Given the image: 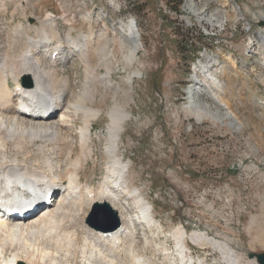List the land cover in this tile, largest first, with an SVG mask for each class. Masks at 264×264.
Listing matches in <instances>:
<instances>
[{
  "label": "rangeland",
  "instance_id": "374dc122",
  "mask_svg": "<svg viewBox=\"0 0 264 264\" xmlns=\"http://www.w3.org/2000/svg\"><path fill=\"white\" fill-rule=\"evenodd\" d=\"M21 1L0 3V43L8 37L11 40L10 36H16L20 27L26 37L38 38L39 29L44 27L46 6L56 16L52 33L63 41L71 28L72 36L79 40L89 27L88 20L83 19L89 12L99 17L96 28L103 29L109 37L116 36L115 29L136 21L139 55L131 66L119 55L111 62L113 78L123 90L117 102L113 92L106 88L95 97L100 117L93 121L90 154L80 175L90 187L101 186L104 181L109 161L105 152L111 124L108 112L114 103H119L132 114L124 123V143L119 149V155L130 163L126 184L142 192L164 228L163 234L153 235L133 221V240L147 263L176 264L157 250H174L175 242L169 236L180 225L189 233L196 230L231 243L247 262L250 254H263L264 106L260 107L253 98H264V38L261 41L259 37L264 34V0H29L30 6L26 5L32 18L21 15L17 8L19 2L24 5ZM71 22L73 25H69ZM21 42L20 48L24 46ZM40 54L37 56L50 68L58 69L59 75L77 82L76 90L80 87L86 77L85 68L78 61H70L77 54L71 52L58 66L46 60L43 50ZM208 57L216 59L220 66L226 65L230 70H224L231 71L237 83L232 86L231 98L225 93L230 110L214 103L205 93L199 96L213 112L227 115L234 110L237 118L232 123L238 130L233 129L229 120L221 123L203 114L199 119L190 107L188 92L194 88L193 72ZM103 68L101 72L105 73ZM135 72L140 76L128 85L125 81ZM224 78L231 76L226 74ZM13 84L10 83L12 90ZM55 115L50 118L56 119L58 113ZM81 126L79 118L77 130ZM30 150L34 154L38 147L33 145ZM122 202H126L128 215L135 219L132 201L123 197ZM86 234L93 240L89 231L83 236ZM187 245L196 259L225 264L211 245ZM86 248L89 253L83 252L89 255L91 248ZM51 251L54 254L49 253L50 259L46 255L47 261L36 264L86 263L82 251Z\"/></svg>",
  "mask_w": 264,
  "mask_h": 264
},
{
  "label": "bare ground",
  "instance_id": "6f19581e",
  "mask_svg": "<svg viewBox=\"0 0 264 264\" xmlns=\"http://www.w3.org/2000/svg\"><path fill=\"white\" fill-rule=\"evenodd\" d=\"M5 1L14 0H0V3ZM28 1L22 0L24 5L20 6L19 2L17 8L21 9L23 17L32 18L33 15L28 14ZM43 9L42 22L46 28L39 29L38 38L26 37L20 27L19 31L13 30L17 34H12L16 36L0 43V185L12 189L10 194L0 193V205L4 211L3 216L0 215V264L41 263L40 260L53 253L51 250L82 251L85 264H148L133 240L135 224L152 231L153 235L163 234L164 228L142 192L126 184L130 163L119 155V149L124 143L121 137L124 123L131 119L132 114L119 103H114L108 112L111 124L105 152L109 161L104 181L100 182L101 186L90 187L80 175L90 154L88 146L93 121L100 117L95 97L106 88L113 92L117 102L118 94L123 90L113 78L111 62L119 55L127 66H131L139 55L140 38L136 21L131 20L129 26L115 29L116 36L109 37L103 29L96 28L100 24L99 17L95 18L89 12L83 17L88 20L89 27L81 33L79 40L72 36L74 29L71 28L63 41L59 35L56 37L52 33L56 16L48 12L47 6ZM69 25H73L72 22ZM259 37L262 41L264 34ZM21 40L24 46L20 48ZM42 50L46 60L56 63V66L62 58H69L71 52L77 54L69 60L80 62L86 76L77 90V82L72 83L70 77H62L58 69L50 68L37 56L42 54ZM228 59L231 61L233 58ZM211 63L216 61L208 57L206 63L201 62L193 72L196 90L189 93L190 107L199 119L203 114L221 123L229 120L233 129L238 130L239 127L232 123L237 118L234 110L227 115L213 112L200 98L204 91L223 109L230 110L224 93L229 96L233 92L232 86L237 83L235 77L230 75V79H221V76L230 74L224 70L228 68ZM102 67L106 69L105 73L101 72ZM139 74L135 72L125 82L131 85ZM24 79H29L31 86L25 85L22 82ZM11 82L14 83L13 90ZM121 110H124L123 113ZM57 113L58 117L52 120L50 116ZM79 118L82 126L77 130ZM33 145L38 147L34 154L30 150ZM123 197L132 201L135 219L128 215L129 207L126 202L123 204ZM96 204H109L120 217L121 226L106 239L100 238L102 232H94L85 225L89 208ZM35 207L38 210L35 211ZM13 212L21 216H15ZM87 230L93 240L87 234L83 236ZM169 237L175 242L174 250L159 248L157 252L176 264H209L205 259H196L187 243L211 245L221 254L225 264H259L256 258L247 262L231 243L209 238L196 230L189 233L183 225L174 228ZM87 246L91 248H88L89 255H85ZM8 253H11L9 259L6 256Z\"/></svg>",
  "mask_w": 264,
  "mask_h": 264
},
{
  "label": "water",
  "instance_id": "95a60500",
  "mask_svg": "<svg viewBox=\"0 0 264 264\" xmlns=\"http://www.w3.org/2000/svg\"><path fill=\"white\" fill-rule=\"evenodd\" d=\"M25 85L31 86V81L25 79ZM86 224L94 231L111 233L121 226V221L118 213L109 204H96L93 206ZM249 258H256L259 264H264V253L250 254Z\"/></svg>",
  "mask_w": 264,
  "mask_h": 264
}]
</instances>
